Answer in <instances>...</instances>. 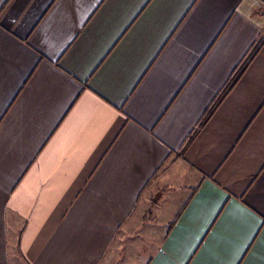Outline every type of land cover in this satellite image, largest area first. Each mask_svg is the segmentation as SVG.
Instances as JSON below:
<instances>
[{"label":"crops","instance_id":"obj_1","mask_svg":"<svg viewBox=\"0 0 264 264\" xmlns=\"http://www.w3.org/2000/svg\"><path fill=\"white\" fill-rule=\"evenodd\" d=\"M0 264H264V0H0Z\"/></svg>","mask_w":264,"mask_h":264},{"label":"trees","instance_id":"obj_2","mask_svg":"<svg viewBox=\"0 0 264 264\" xmlns=\"http://www.w3.org/2000/svg\"><path fill=\"white\" fill-rule=\"evenodd\" d=\"M260 45H261V43L259 42V43H256L255 45H254V47H253V49H252V52H251V55L249 56V58L246 60V62L244 63V66H246V64L249 62V60L256 54V52H257V50L259 49V47H260ZM233 83V82H232ZM231 85L232 84H230L229 86H228V88H226V91L231 87ZM225 91V92H226ZM224 92V93H225ZM224 94H222V96H223Z\"/></svg>","mask_w":264,"mask_h":264}]
</instances>
